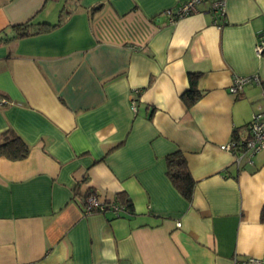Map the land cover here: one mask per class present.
<instances>
[{"label": "crops", "instance_id": "0c3cea01", "mask_svg": "<svg viewBox=\"0 0 264 264\" xmlns=\"http://www.w3.org/2000/svg\"><path fill=\"white\" fill-rule=\"evenodd\" d=\"M186 1L0 0V33L57 24L0 42V135L29 149L0 157V264H264V150L237 165L219 149L248 138L264 97V0H225L221 29L209 3L169 22ZM175 153L190 202L167 177ZM88 190L125 192L135 216L85 215Z\"/></svg>", "mask_w": 264, "mask_h": 264}, {"label": "trees", "instance_id": "16d2710c", "mask_svg": "<svg viewBox=\"0 0 264 264\" xmlns=\"http://www.w3.org/2000/svg\"><path fill=\"white\" fill-rule=\"evenodd\" d=\"M48 23L26 22L21 25L13 26L9 32L2 31L0 33V42H10L40 34L41 32L56 27ZM200 78L199 73H190L188 75V90L182 95V101L187 108L192 107L202 96L197 88V82ZM29 149L26 143L11 131H7L0 135V157H4L10 161H21L28 155ZM167 162V177L175 190L188 202L192 200L195 182L191 178L184 158L175 153L166 158ZM88 190L82 196V202L85 205V198L92 194ZM106 211L111 210L113 206L119 209V217H134L133 206L125 192L116 194L114 201L103 204ZM85 207V206H84ZM260 221L264 222V207L260 213Z\"/></svg>", "mask_w": 264, "mask_h": 264}, {"label": "built area", "instance_id": "2783aa9c", "mask_svg": "<svg viewBox=\"0 0 264 264\" xmlns=\"http://www.w3.org/2000/svg\"><path fill=\"white\" fill-rule=\"evenodd\" d=\"M209 3L210 12L213 16V24L221 29L224 26L225 20V0H187L173 11L168 10L166 15L169 22H174L178 19L191 16L198 12V7L202 4ZM255 52L258 56L264 54V34L260 37L255 46ZM250 84L260 85V79L257 75L233 78L229 87L230 94H238L245 86ZM134 93H138L135 91ZM1 103V100H0ZM131 110L136 111V105L132 102ZM248 138L241 139L234 137L231 141L221 145L220 150L226 152L233 157L234 163L239 165L242 160H245L249 165L252 164L251 158L264 150V97L260 107L252 116L250 122L246 125ZM84 214L91 215L97 212L106 213L103 203L100 202L97 196L92 193L85 198ZM110 211L115 217L119 215V209L115 206L110 208ZM178 227L180 224H176ZM251 263H258L255 260H249Z\"/></svg>", "mask_w": 264, "mask_h": 264}]
</instances>
